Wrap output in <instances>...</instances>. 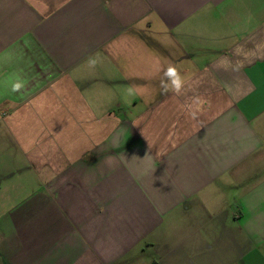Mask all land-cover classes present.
I'll return each instance as SVG.
<instances>
[{"label":"crops","instance_id":"obj_1","mask_svg":"<svg viewBox=\"0 0 264 264\" xmlns=\"http://www.w3.org/2000/svg\"><path fill=\"white\" fill-rule=\"evenodd\" d=\"M0 114V264H264V0H0Z\"/></svg>","mask_w":264,"mask_h":264},{"label":"clouds","instance_id":"obj_2","mask_svg":"<svg viewBox=\"0 0 264 264\" xmlns=\"http://www.w3.org/2000/svg\"><path fill=\"white\" fill-rule=\"evenodd\" d=\"M103 62V56L97 52L89 56L87 66L94 70L100 63ZM162 76L159 80V86L164 92L171 91L176 95H182L185 90L186 81L184 80L180 70L173 63H169L166 68H162ZM25 87V81L16 76L11 79V92L17 93Z\"/></svg>","mask_w":264,"mask_h":264},{"label":"built area","instance_id":"obj_3","mask_svg":"<svg viewBox=\"0 0 264 264\" xmlns=\"http://www.w3.org/2000/svg\"><path fill=\"white\" fill-rule=\"evenodd\" d=\"M2 119V115L0 114V120Z\"/></svg>","mask_w":264,"mask_h":264}]
</instances>
